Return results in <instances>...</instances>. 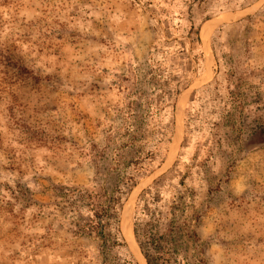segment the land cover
<instances>
[{
  "label": "rangeland",
  "instance_id": "374dc122",
  "mask_svg": "<svg viewBox=\"0 0 264 264\" xmlns=\"http://www.w3.org/2000/svg\"><path fill=\"white\" fill-rule=\"evenodd\" d=\"M173 81L185 88L157 111ZM136 122L167 140L123 202L127 247L109 253L76 232L77 210L89 153L113 154ZM259 124L264 0H0V264H147L134 217L156 185L193 204L162 220L181 226L190 264H264V146L245 147Z\"/></svg>",
  "mask_w": 264,
  "mask_h": 264
},
{
  "label": "trees",
  "instance_id": "16d2710c",
  "mask_svg": "<svg viewBox=\"0 0 264 264\" xmlns=\"http://www.w3.org/2000/svg\"><path fill=\"white\" fill-rule=\"evenodd\" d=\"M196 37L197 42L200 43L198 32H196ZM152 73L162 79L165 77L159 67L155 68ZM174 83L175 87L171 90L161 91L157 111L165 110L170 105V99L173 97L176 100L185 88L181 81ZM151 105L152 102H148L146 113L141 115L142 117L147 115ZM141 123L136 122L126 126L122 134L125 138L120 145L112 149L113 154H107V149H110L108 146L107 149L98 148L89 153L91 158L97 162L95 180L93 185L82 193L86 210L85 212L81 209L77 210L76 232L96 238L105 252L110 253L112 250L127 247L120 228L123 202L138 183V175L151 170L150 166L161 155V145L167 140L161 128L157 137L147 141V134ZM152 133L155 134L157 131ZM146 142L152 144L151 148L143 149L142 146ZM261 146H264V125L259 124L250 132L245 141V147L251 150ZM122 168L126 172L119 176V173L123 171ZM116 175V182L112 186L101 182L104 176L111 179ZM177 199L167 204V201L161 197L160 188L156 185L144 190L137 201L134 217L135 236L147 264H190L189 257L185 253L187 246L183 239L181 226L175 219L169 224H164L162 221L168 213L176 216V211L180 209ZM165 205L169 210L168 213L164 208ZM192 205L189 200L180 210L185 213ZM192 236L196 243L195 250L200 252L196 232L190 235ZM125 255V258L116 256L114 264H140L130 255Z\"/></svg>",
  "mask_w": 264,
  "mask_h": 264
}]
</instances>
